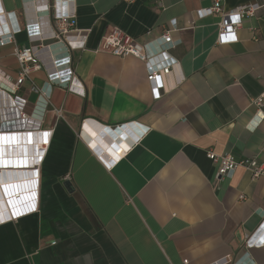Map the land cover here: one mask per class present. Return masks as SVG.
<instances>
[{"label": "crops", "instance_id": "crops-1", "mask_svg": "<svg viewBox=\"0 0 264 264\" xmlns=\"http://www.w3.org/2000/svg\"><path fill=\"white\" fill-rule=\"evenodd\" d=\"M63 2L0 0L22 28L16 42L42 47L41 68L18 93L36 103L29 87L52 83L36 116L52 130L38 211L0 225V264H264V243L255 244L264 238V175L238 167L216 181L207 156L264 162V117L252 122L264 93V0H222L224 10L261 5L225 44L217 42L222 15L195 13L214 0H74L75 27L90 32L70 64L50 36ZM112 27L142 44L172 30L180 64L163 78L162 96L139 58L99 49ZM19 70L14 46H0V84L10 90ZM74 76L82 94L70 89Z\"/></svg>", "mask_w": 264, "mask_h": 264}, {"label": "built area", "instance_id": "built-area-1", "mask_svg": "<svg viewBox=\"0 0 264 264\" xmlns=\"http://www.w3.org/2000/svg\"><path fill=\"white\" fill-rule=\"evenodd\" d=\"M74 0H65L61 3V8L57 9L53 15L54 31L51 37L58 40L66 48L67 61L72 62L74 51L84 50L89 37V30H77L76 11L74 7H67ZM132 2L135 0H124ZM259 3H249L235 7L231 10H224L222 0H214L211 6L197 9L195 11L198 18H202L214 13H220L222 20L219 24L217 42L219 44L231 43L237 39V28L240 27L245 16L254 15L259 10ZM172 28L176 27V20L171 22ZM16 15L13 12H6L0 3V46L13 45L14 54L20 65V70L16 80L10 90L0 84V184L4 190H22L23 195L17 199L9 201V206L4 205L0 216L3 219L0 225L15 221L26 215L35 213L39 207L40 189V164L46 154L47 148L52 138V130L41 129V121L36 116L44 113L48 98L51 95L52 83H47L48 89L32 84L27 90L29 93H37L39 99L36 103L30 102L26 94H19L20 87L26 80L32 79V74L41 68V59L38 50L42 47L32 45H19L16 42V34L21 32ZM176 46L173 39L172 30H165L164 33L154 41L138 43L119 27H112L102 36L100 50L110 52L116 56L125 57L128 55L139 58L145 65L147 78L155 97H160L165 93L163 78L173 72V69L180 63L171 54V49ZM70 73H73L70 70ZM56 83L66 86L67 81L63 79L54 80ZM77 84V86H76ZM70 89L76 93H83L78 79L74 76ZM257 106V115L253 119L256 127L264 117V93L253 100ZM252 125V126H253ZM26 135L27 140L26 142ZM18 136L23 142L18 155H11L1 142L8 137ZM2 151L10 156L3 158ZM23 151V152H22ZM114 161H118L126 153L124 147L117 150ZM5 153V154H6ZM103 158L106 154L102 153ZM4 156V155H3ZM8 156V154H7ZM207 156L217 164L216 181L231 177L238 167H243L252 173L253 178L264 175V162H259L256 158L238 159L231 154H218L212 150L207 151ZM55 243V242H53ZM264 243V238L257 241L256 245ZM249 245H251L249 243ZM187 263V261H185ZM214 263V264H223ZM248 264H259L250 261Z\"/></svg>", "mask_w": 264, "mask_h": 264}, {"label": "bare ground", "instance_id": "bare-ground-1", "mask_svg": "<svg viewBox=\"0 0 264 264\" xmlns=\"http://www.w3.org/2000/svg\"><path fill=\"white\" fill-rule=\"evenodd\" d=\"M25 138H26L25 139L26 142L29 143L28 142L29 140H27V135ZM1 143L4 144L5 148L11 152V155H13V154L18 155L19 152L21 151L20 146H22V144H23L22 140L20 141L18 136L8 137L5 140H3ZM3 152H1V153H3ZM5 153L6 152H4V154H3L4 156L3 155H1V156L3 158L6 157V160H9V158L7 159V157H9L10 154L9 153L5 154ZM7 154H8V156H7ZM0 191H1L0 211H2V209L4 208V205L9 206V201H11L12 199H17V198L21 197V195H23L22 190H11V191L4 190L3 187L1 186V184H0ZM2 219H3V217L0 216V221Z\"/></svg>", "mask_w": 264, "mask_h": 264}, {"label": "water", "instance_id": "water-1", "mask_svg": "<svg viewBox=\"0 0 264 264\" xmlns=\"http://www.w3.org/2000/svg\"><path fill=\"white\" fill-rule=\"evenodd\" d=\"M106 132L108 133V135H110L111 137H113V132H112L111 130H106ZM99 137H100L101 139H104V140L107 141V142H108V139L110 140V138H106V136H104L103 134H99ZM64 184H65V186L67 187V189H68L69 191H73V190H74V186H73L72 182H71L69 179H67V180L64 182Z\"/></svg>", "mask_w": 264, "mask_h": 264}]
</instances>
